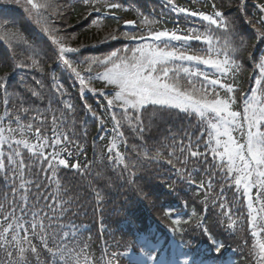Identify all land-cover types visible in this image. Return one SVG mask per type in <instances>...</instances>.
I'll list each match as a JSON object with an SVG mask.
<instances>
[{"label": "snow or ice", "instance_id": "snow-or-ice-1", "mask_svg": "<svg viewBox=\"0 0 264 264\" xmlns=\"http://www.w3.org/2000/svg\"><path fill=\"white\" fill-rule=\"evenodd\" d=\"M76 2H82L88 10L82 19L97 15L98 19L91 21L95 26L100 25L101 17L119 19L115 13L124 8L122 3L111 0L103 4L100 0ZM233 3L234 0L213 2L211 10H207L206 7L180 6L176 0H160L159 20L154 18L155 9L146 16L134 4L129 5L125 10L135 12L142 19L139 23L125 20V27L143 25L140 30L147 31V35L132 31L109 34L98 43L121 38L129 43L103 56H83L82 49L95 48L97 44L66 46L65 37L59 34L66 33L71 26H53L55 18L61 16L58 9L64 5L56 0H24L28 16L41 25L42 32L56 46L41 50L54 57L53 67L58 66L57 71L66 72L73 81L72 86H79V99L83 101L79 112L84 115L78 116L69 88L55 72L51 74L52 84L43 110L32 98L43 103L45 96L27 86L23 78L20 83H25L24 92H16L17 85L11 82V74L38 68L40 52L18 32L0 36L9 41L18 40L36 57H28L30 64L14 63L10 72L0 76L3 102L0 115V264H120L121 258L126 264H173L147 239L138 240L124 252H109V243L103 236V221L100 235L103 253L99 259L91 256L89 244L81 239L80 229L72 219L84 207L82 198H62L70 189L64 187L61 174L70 171L78 174L94 194V214L103 213L101 205L106 198L103 189L97 186L98 181L110 187L117 179L121 180L147 199L152 193L144 191L146 183L138 184L137 181L144 180L142 173L153 160L169 165L163 174L168 176L164 183L171 190L178 185L186 190L196 189L192 199L203 204L205 213L195 220V228L203 231L217 255L223 253L225 244L217 239L219 233L214 234L213 230L222 228L233 232L238 226L242 228L245 207L247 227L252 235H264V52L257 62L252 51L257 43L264 42V15L258 19L250 15L246 0H238L235 8ZM256 7L264 13V3ZM233 9L235 11L229 14ZM165 13L175 16L174 28L166 27L169 21L164 19ZM241 17L254 29L255 39L251 44L241 35ZM243 51L248 52L247 59L259 69V74H250V79L254 77L253 83L241 90L236 75L243 69ZM12 52L15 60V48ZM79 65H87V68L82 71ZM96 68H103V71L93 74ZM96 80L103 81L104 86H92ZM197 81L200 82L198 88ZM36 84L44 88L42 80H36ZM85 93L99 95L106 100V105L94 108ZM149 111L153 118L166 114L190 123L182 132L169 128L171 143L158 142L153 153L146 136L151 131V120L148 124L144 120V114ZM30 113L31 122L23 123ZM49 113L52 114L50 137L46 127ZM86 117L91 118L97 129L93 149L109 134L112 139L106 153L94 151V158L82 164L81 156L88 159ZM193 117L195 122H192ZM109 122L111 128L106 127ZM13 124L16 127H12ZM33 129L35 144L24 138L31 136ZM18 133L21 138H15ZM121 144L123 152L119 150ZM94 168L99 171L92 175ZM117 168V176L107 174ZM197 176L199 183L195 179ZM53 184L55 189L50 191ZM172 214L165 212L169 218ZM209 215L217 219L208 223ZM66 218L67 224L62 222ZM193 219L194 216L182 222L177 214L171 221L174 226L171 231H184L181 224L191 225ZM115 244L118 246L119 242ZM249 255L255 264H264V243L254 246ZM199 264H206V261L201 259ZM212 264H216L214 258Z\"/></svg>", "mask_w": 264, "mask_h": 264}, {"label": "trees", "instance_id": "trees-1", "mask_svg": "<svg viewBox=\"0 0 264 264\" xmlns=\"http://www.w3.org/2000/svg\"><path fill=\"white\" fill-rule=\"evenodd\" d=\"M255 0H246L247 4V10L250 15H253L255 19H258L260 15H264V13H260L259 9L256 7L257 11L251 12V10L248 9V5L255 4ZM105 0H100V3L103 4ZM111 2L114 3H122L124 5L123 9H120L116 11L115 15L119 19H112L110 17H101L100 19V25L95 26L92 25L91 21L93 19H98L96 14H93L90 19L84 20L82 17L87 14V9L83 6L82 2L78 3L76 0H72L71 3H69V0H57L56 3L60 5H64L63 7H60L58 11L61 13V16L56 17L54 20V27L57 28H65L66 26H71L68 28V31L66 33L62 32L59 35L65 37L63 42L66 46L71 47H79L81 44L84 45H92L97 44L99 41L103 40L106 36L109 34H116L120 35L121 32V26L123 25L125 20H137L139 23V19L135 12L127 11L125 9H128L129 5L134 4L136 7L140 8L142 12L147 16L150 12L155 9L156 16L155 19H160V0H111ZM215 2L219 4L221 0H207V4L205 5V0H198V2H194V0H176V3H178L180 6L189 7V8H207V10H211L210 6L211 4ZM227 2V0H225ZM238 3V0H234L233 8H235V4ZM233 10H230V13ZM21 13L27 17V12L25 11V7L22 6ZM175 16H169L167 13L164 15V19L168 20L169 23H167L166 27L171 26L172 21L175 20ZM153 18V17H152ZM254 19V23H255ZM144 26L142 25V28ZM240 27H241V35L245 37V39H248L249 44L255 39V32L251 25L244 23L243 18L241 17L240 21ZM41 28V25H40ZM17 30L21 32H27L28 37L31 40H34L32 37V33L29 31L28 23L26 19H21L19 27L16 28ZM5 42V46L0 49V76H3L5 73L10 72L11 68L14 63H31V60L28 59L29 56H32L33 58H36L33 51L29 50V53L25 50L14 46L10 44V42L7 39H3ZM113 40L109 41L108 43H111ZM46 46H51L52 48H55L56 46L48 43L45 39H40V49L35 48L36 51L40 52L39 60L40 64L39 67L31 68L29 70H18L16 72H13L10 76V80L14 85H17L16 88H20V93L24 92L25 83H20L21 79L26 83H31L33 85H36V80H42L44 83V88L48 87L50 83H52L51 80V74L52 72H55L56 75H58V72L56 69H53V61L54 57H51L50 55H45L44 51L41 49L46 48ZM200 47V46H197ZM206 47V46H203ZM264 42L257 43V47L255 50L249 49L253 51V55L256 58V61H259L260 55L262 52H264ZM15 48L16 51V57L15 60H13V52L12 49ZM89 48L82 49L83 56H88L89 54ZM248 52L243 51L242 52V59L241 63L243 65V69L241 72L237 73L236 75V81L240 83L243 87L250 84V82H253V79H250V74H259V69L255 67L254 63L252 61H249L247 59ZM75 58V57H72ZM82 58V57H81ZM239 58V56H238ZM80 66V65H79ZM42 70V71H41ZM58 77V76H57ZM65 86L69 88V92L71 93V96L73 99H77L78 102H81L83 104V101L79 99V87L78 85L72 86L73 81L64 82ZM103 87L101 84L97 85V88ZM87 99H92V104L95 105L96 108L99 107V101L96 97V95H92L91 93H85ZM0 104H3L2 97H0ZM19 107V106H17ZM3 114V107L0 106V115ZM144 117H147L144 115ZM151 120V119H149ZM145 122L146 124L149 123ZM25 124L30 122H23ZM49 126H52L51 122L47 123ZM5 128L8 127L7 121H5L4 124ZM12 127H16V125H12ZM33 134L31 136L24 137L25 139H28L29 143L35 144L37 143L36 137L34 135L35 129L32 130ZM49 137L52 135L47 134ZM147 136V143L152 145L153 147L159 146L158 142H163V131L159 127L151 128V131L149 133H146ZM163 137V138H162ZM15 138H21L19 133ZM162 140V141H161ZM93 139L91 136L87 137V143H88V152L87 157L88 159H84L83 156L80 157V162L82 164H87L90 160H92L93 152L99 153V146L97 143V147L93 149L92 147ZM48 151L50 152L51 149L49 148ZM27 155V153H26ZM75 162V160H73ZM147 170L142 173L143 176H147L149 180H152L156 182L159 185V193L160 195L166 194V195H180L185 188L183 186H177L175 190H171L169 185H166L164 183L165 180L168 179L167 175H164L163 173H166L169 169V167L164 163L163 161H156L153 160L151 163L147 164L146 166ZM157 172L161 173L160 175H157ZM174 179V177H173ZM206 180V178H205ZM170 183V182H169ZM55 185L53 184L52 189L50 191H53ZM201 209V208H200Z\"/></svg>", "mask_w": 264, "mask_h": 264}, {"label": "rangeland", "instance_id": "rangeland-1", "mask_svg": "<svg viewBox=\"0 0 264 264\" xmlns=\"http://www.w3.org/2000/svg\"><path fill=\"white\" fill-rule=\"evenodd\" d=\"M34 23L37 24V23L35 22V20H34Z\"/></svg>", "mask_w": 264, "mask_h": 264}]
</instances>
